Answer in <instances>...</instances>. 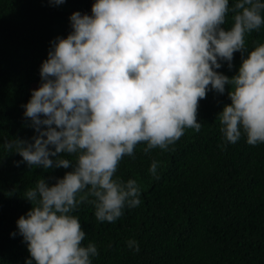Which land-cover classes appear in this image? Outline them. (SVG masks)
I'll list each match as a JSON object with an SVG mask.
<instances>
[{
    "label": "clouds",
    "instance_id": "clouds-1",
    "mask_svg": "<svg viewBox=\"0 0 264 264\" xmlns=\"http://www.w3.org/2000/svg\"><path fill=\"white\" fill-rule=\"evenodd\" d=\"M69 20L71 31L50 42L40 85L22 105L33 136L4 141L22 157L17 165L69 169L25 191L32 207L16 220L30 253L25 264H92L97 246L82 243L74 210L87 200L98 220L111 222L138 205L136 179L114 175L120 160L139 142L145 152L164 149L186 127L199 130L197 107L208 90L230 86L231 102L217 114L228 142L242 134L249 144L264 142V42L245 43L264 25V0H94L90 14L75 10ZM237 50L238 71H217L224 61L233 67ZM127 243L139 251L136 240Z\"/></svg>",
    "mask_w": 264,
    "mask_h": 264
},
{
    "label": "trees",
    "instance_id": "trees-1",
    "mask_svg": "<svg viewBox=\"0 0 264 264\" xmlns=\"http://www.w3.org/2000/svg\"><path fill=\"white\" fill-rule=\"evenodd\" d=\"M93 2L0 0V264H25L30 257L16 225L32 207L26 189L41 176L54 183L69 170L17 165L22 157L4 141L33 136L22 105L40 85L41 61L52 39L71 31L70 13L90 14ZM232 23L228 13L223 26ZM259 42L264 25L245 34L250 49ZM241 59V51H234L233 67L224 61L217 71L232 76ZM229 87L224 93L208 90L199 99V130L186 127L164 149L145 152L146 142H139L132 156L122 157L114 175L136 179L138 205L126 206L111 222L98 220L87 200L74 210L86 232L82 243L97 246L92 264H264V142L249 144L244 134L234 143L224 138L217 114L231 102ZM153 160L159 162L156 174L149 170ZM129 239L138 242L139 251L128 246Z\"/></svg>",
    "mask_w": 264,
    "mask_h": 264
}]
</instances>
